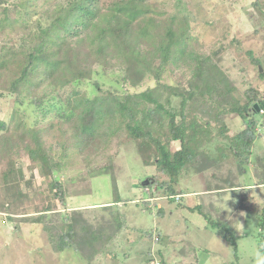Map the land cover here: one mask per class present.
<instances>
[{
    "label": "rangeland",
    "instance_id": "1",
    "mask_svg": "<svg viewBox=\"0 0 264 264\" xmlns=\"http://www.w3.org/2000/svg\"><path fill=\"white\" fill-rule=\"evenodd\" d=\"M11 1L0 2V7L1 4L9 5ZM153 1L156 10L163 12L157 14L158 26L153 27L154 30L166 33V24H170L171 16H177L173 27L188 25L187 50L193 47L206 56L214 57L218 69L223 73L220 81L225 87L224 97L231 106L244 103L248 87L259 88L264 92V78L259 76V72L264 73V0ZM112 2L102 0L103 5ZM46 7L47 4H43L42 0H37L33 9L39 10L40 15H34L21 27L11 26L7 21L0 22V65L6 66L0 71V138L4 136V140L0 139V264H154L156 260L166 264H175V260L180 264H192L196 263L198 257L203 258V261L208 257L206 264H255V253L261 251L260 241L263 238L260 224L264 209V186L249 189L253 200L245 201L246 197L242 194L232 200L233 207H243L238 219L243 212L246 213L245 225L240 229L243 236L239 237L240 232L234 226L235 219L230 223L234 213H228L231 207L225 210L218 207H193L186 199L183 200V189L193 191L216 186L217 183L207 184V178L201 177L202 173L200 180L173 183L174 199H169L172 195L165 188L157 184L152 186L153 192L157 194L149 196L157 201V208L167 206L165 215L157 214V208L151 211L143 209V204L137 203L142 191L140 182L156 174L159 175V181L168 180L169 177L159 172L154 163L145 162V155L150 158V152L144 149L143 155L138 151L136 142L128 136L125 123L114 125L111 137L103 134L104 140L96 138L89 147H85V142L79 138L76 130L77 123H81L78 112L86 105L78 94L92 98L99 95L101 89L118 94L140 92L157 86L159 82L155 77L147 76L137 87H132L123 82L124 74L118 67L106 68L94 61L92 78L75 82L76 90L71 85L62 87L55 82L59 88L47 85V88L44 86L42 90L31 94V83L27 80L13 89L14 80L20 77L26 63L22 55L24 49H30L38 42L41 27L50 22ZM44 14L46 17L42 19ZM3 16L0 9V21ZM72 40L70 45H76V38ZM150 40L151 43L144 40L145 44L138 43L143 49L152 52L154 45L160 41ZM54 42L60 43L55 34L44 42L45 50L55 49ZM85 48L81 47L83 51ZM153 53H157L156 50ZM256 59H260L261 63H256ZM14 60L16 63H13ZM183 63L182 57L181 66L178 65L181 68H177L175 59L166 62L160 81L179 85L193 101L206 93L209 87L204 85L201 76H192L188 67L182 66ZM45 67L39 63L36 72L29 78L45 77ZM14 90L24 95L22 99L25 102L32 95L44 92L51 94L43 104L50 110L34 111L33 105L17 101L11 92ZM71 91H74L73 95L69 94ZM51 103H57L55 105L61 109H52ZM179 104L180 99L174 97L173 105L176 107ZM64 109H69L70 115ZM255 115L259 119L264 117L258 112ZM2 121L8 125L2 127ZM226 122L231 133L238 132L239 126L243 125L242 117L237 114L226 117ZM16 124L20 125L19 129L26 126L22 129L26 133L24 139L19 136L20 133L13 134ZM33 129L41 134L44 146L51 148L49 153L54 161L50 171H44L39 163L30 158L28 149L36 147L31 135ZM5 138L12 141H5ZM226 142L220 138L213 144L223 145ZM212 154L215 155V151ZM262 155L261 159L264 160V153ZM54 163H58L59 167L54 168ZM223 163L221 167L215 162L206 164L208 167L205 170L220 171L221 178L230 179L233 184L237 180L236 171H243L244 167L247 170V162L240 163L243 167L234 169V156ZM202 171L203 174L206 172ZM254 171L260 182V174H264V162L262 166L255 165ZM55 177L64 187L65 201L55 196L57 188L54 191L52 187ZM245 178L251 182L257 181L251 172ZM122 198L134 200L123 204ZM170 210L174 214H170ZM38 216H42L43 223L52 225L63 218L75 217L79 251L73 248L60 250L59 244L51 241L43 223L33 221ZM86 226L100 235L99 240L89 244L85 242L82 230ZM204 228H208V231ZM159 235L160 239L156 241L155 236ZM235 242H242L238 256ZM115 253L118 257L112 259ZM168 258L172 260L168 261Z\"/></svg>",
    "mask_w": 264,
    "mask_h": 264
},
{
    "label": "trees",
    "instance_id": "2",
    "mask_svg": "<svg viewBox=\"0 0 264 264\" xmlns=\"http://www.w3.org/2000/svg\"><path fill=\"white\" fill-rule=\"evenodd\" d=\"M42 1L48 6L45 11L51 19L48 25L41 27L38 42L32 48L24 49L25 53L22 55L26 63L20 77L14 80L13 89L27 80L31 83L29 86L31 94L42 90L44 86L47 88V85L59 88L55 82L62 87L71 85L76 90L75 82L92 78L94 61L106 68L118 67L124 74L123 82L132 87H137L150 75L159 82L157 86L134 93L118 94L112 90L101 89L99 95L88 98L77 92L86 105L79 110L78 118L81 123L76 125L79 138L85 142L83 144L85 147L91 146L96 138L104 140L103 134L105 137H111L114 125L125 123L128 136L136 142L138 151L143 155L144 149L150 152L151 159L145 155V162L154 163L159 172L169 177L168 180L159 181V175L156 174L149 177L147 185L140 182L144 195L138 203L145 204V209L157 208V201L149 196L157 194L152 190L154 184L165 188L172 195L169 199H174L173 183L179 181L183 172L200 170L206 167V164L214 162L217 164L228 159L230 153L239 166L250 159L253 146L259 138L262 139L263 133L260 132L258 124L261 118H257L255 113L263 116L260 110H264V92L259 88L248 87L244 103L231 106L224 97L226 91L220 81L223 73L218 69L214 57L206 56L193 47L187 50L185 43L189 38L188 25L173 27L177 16L170 17V24H166V33L162 34L153 28L158 26L157 14L163 13L156 10L153 0H113L109 5H103L102 0ZM0 2L4 3V0ZM36 2L37 0H12L7 6L1 4L0 9L4 16L0 22L7 21L11 26L21 27L34 15H40L39 10L33 9ZM45 17L44 14L42 19ZM187 17L186 15L185 18ZM54 34L60 43L54 42L55 49L46 51L44 42ZM74 38L76 45H70V40ZM150 39L160 41L158 45H154L153 51L157 52L155 54L153 51L143 49L138 43L143 44L144 41L151 43ZM84 46L87 48L83 51L81 47ZM181 57L184 59L182 66L186 65L189 73L195 78L201 76L204 85L209 87L206 93L193 101H190L179 85L164 84L160 81L165 63L175 59L178 66ZM155 59H158L159 63L158 60L155 62ZM39 63L46 66L45 77L29 78L36 72ZM256 63H261L260 59H256ZM4 66L0 65V71ZM180 66L177 68H181ZM259 76L264 78V73L259 72ZM11 92L20 103L33 105L36 112L50 110L43 106L46 98L51 95L49 93L32 95L31 99L25 102V99H22L24 95L19 91ZM69 94L73 95L74 91ZM174 97L180 99L179 106L173 105ZM55 104L57 103H51L52 109L59 111L60 106ZM64 111L70 115L69 109ZM236 114L242 117L243 125L239 126L238 132L231 133L226 117H233ZM7 125L2 121V127ZM19 127L17 124L13 127V134L20 133L19 136L24 139L26 133L22 129L26 126H22L21 129ZM31 135L36 147L28 149L30 158L39 163L44 171H50V165L54 161L49 153L51 148L44 146L45 141L38 130L33 129ZM220 138L227 142L215 146L214 141ZM0 139L4 140V136L2 135ZM5 141L12 140L5 138ZM214 151L218 154H212ZM260 158L255 159L258 161L257 167L260 166V162H264ZM58 167V163L56 165L54 163V168ZM260 181L264 183V174H260ZM52 187L53 190L57 188L55 196L65 201L64 187L56 177L53 178ZM133 200L134 198H122L121 202L126 204ZM157 211V214H162L160 208H157ZM33 221L43 223L42 216ZM74 221L75 217L63 218L55 225L43 223L51 241L57 242L60 250L73 248L79 251L77 240L79 233L75 231ZM260 226L263 233L260 243L264 246V209ZM82 232L85 234L84 240L87 244L99 240L100 235L92 232L87 226L83 227ZM158 239L160 235L155 236V240ZM58 240L63 242L60 243ZM234 244L236 245V242Z\"/></svg>",
    "mask_w": 264,
    "mask_h": 264
},
{
    "label": "crops",
    "instance_id": "3",
    "mask_svg": "<svg viewBox=\"0 0 264 264\" xmlns=\"http://www.w3.org/2000/svg\"><path fill=\"white\" fill-rule=\"evenodd\" d=\"M215 153L218 154L216 151H215ZM262 153H264V139L259 138L257 143L253 146L252 155H251L250 159L247 160V164L245 163L247 170H245V167H244L243 171H241V170L238 172L236 171L235 177H237L236 178L237 180L234 181V184L232 183V180H230V179H227V180L222 179L220 171H216V170L212 169L211 172H207L205 169H207L208 165H207V167H204L203 169H200V170H196V171L190 170L188 172H183V174H181L180 179L178 181L179 184H180V182L182 183L183 181L185 183H189L191 181H194L195 179L200 180L201 177H203V179H204V177L207 178V184H213L214 185L217 183L216 186H214L213 188L210 185V186H208V188L194 189L193 191H191V190L187 191V190L183 189V190H181V193L184 194L183 200L186 199L188 201V203L190 205H192L193 207H198V206H200V208L201 207H205V208L218 207V208H220V210H222V208H224V210H225V208L229 209V207H231V210H229L228 213H231L233 211H234V213L231 215L230 223L232 224L233 223L232 219H235L234 226H236V228L240 232L239 237L243 236V234H241V232H243V231L240 229L243 228V226L245 225L244 217L246 216V213L243 212L240 215V219H238L237 217L239 215V212L242 211L243 207H233L234 203L232 202V200L237 199L238 195L240 196L241 194L245 195V197H246L244 199L245 201L248 199H252V195H250L248 193V192H250L249 189H253L254 187H259L261 185L264 186V183H262V181L258 182L255 171L253 172V170L255 169V165L256 164L258 165V161L256 162L255 159H256V157H262L263 158ZM229 156L231 157L233 155L230 153ZM226 160H228V159L226 158L224 160H221L218 163L219 165H217V166L221 167L224 164L223 162H225ZM235 162H236V164L234 165V169H236L239 166L237 161H235ZM262 163H260V166H262ZM212 166H214V165H212ZM212 168H214V167H212ZM202 170L206 171L204 173L205 175L203 174ZM249 172L252 173L253 178H255L257 181L251 182V181L246 180L245 177H246V175H248ZM201 173H202V176L200 177ZM203 182H205V181L203 180ZM239 191H241V192L238 193ZM140 195L141 196L139 198H137L138 201L141 197H143V195H144L143 191H141ZM170 204H168V206H170ZM142 207L144 209L146 207L145 204H143ZM166 208H167V206L166 207H164V206L160 207L161 212L164 215L166 214ZM76 210H78V209H76ZM169 212H170V214H174V211L170 210ZM200 229L203 230V228H200ZM204 229L206 230L208 228H204ZM260 230H261V228H260ZM206 231H208V230H206ZM211 233L214 234L213 231H211ZM117 241H118V239H117ZM240 243L242 244V242H239V243L236 242V244L238 245V247L236 245L237 256L239 255L238 254V248H239ZM166 244H167V242L164 243V246H166ZM261 251H262V246H261ZM117 255H118L117 253L113 254V256H111L112 259H117V257H118ZM239 259H240V256L238 257V260ZM170 260H172V259L168 258V261H170ZM86 262H87V260H85V263ZM206 263H208V257L204 261H203V258L201 259L198 257L196 259L195 264H206ZM86 264H88V263H86ZM175 264H180V263H179V261L175 260Z\"/></svg>",
    "mask_w": 264,
    "mask_h": 264
},
{
    "label": "built area",
    "instance_id": "4",
    "mask_svg": "<svg viewBox=\"0 0 264 264\" xmlns=\"http://www.w3.org/2000/svg\"><path fill=\"white\" fill-rule=\"evenodd\" d=\"M261 113L264 114V110H261ZM259 129H260V132L263 133L262 138L264 139V118L263 119L261 118L259 121ZM151 198L154 200L153 197H151ZM154 264H166V263H164L161 260H156V261H154Z\"/></svg>",
    "mask_w": 264,
    "mask_h": 264
},
{
    "label": "clouds",
    "instance_id": "5",
    "mask_svg": "<svg viewBox=\"0 0 264 264\" xmlns=\"http://www.w3.org/2000/svg\"><path fill=\"white\" fill-rule=\"evenodd\" d=\"M264 248V246H262ZM255 264H264V251H257L255 253Z\"/></svg>",
    "mask_w": 264,
    "mask_h": 264
},
{
    "label": "water",
    "instance_id": "6",
    "mask_svg": "<svg viewBox=\"0 0 264 264\" xmlns=\"http://www.w3.org/2000/svg\"><path fill=\"white\" fill-rule=\"evenodd\" d=\"M260 69H261V70H263V69H262V67H260ZM256 106H257V105H256ZM149 181H150V180H149V179H147V180L143 181V182H142V184H144V185H145V184L149 183Z\"/></svg>",
    "mask_w": 264,
    "mask_h": 264
}]
</instances>
